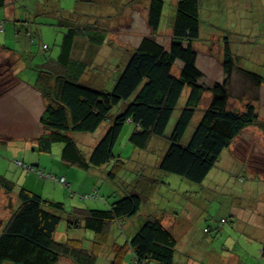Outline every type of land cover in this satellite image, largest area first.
I'll list each match as a JSON object with an SVG mask.
<instances>
[{
    "label": "rangeland",
    "instance_id": "1",
    "mask_svg": "<svg viewBox=\"0 0 264 264\" xmlns=\"http://www.w3.org/2000/svg\"><path fill=\"white\" fill-rule=\"evenodd\" d=\"M164 1L166 11L163 23L155 35L147 25L149 0L9 1L6 9H0V27L3 23V30H0V98L8 92L15 93L7 95L10 101L2 102L0 105L13 106L23 101L25 106L23 122L26 131L38 138L46 131L41 125H36L35 115L39 109L40 115L42 114L44 105L35 97L20 99L19 95L23 92L29 90L35 92L33 89H24L25 86L20 81L28 83V80H34L42 63L56 59L62 37L57 24L67 19L80 26L96 24L106 32L105 41L100 46L91 44L84 38H76L72 56L88 63L82 83L109 91L143 37L153 35L156 41L166 48L169 47L175 0L173 3L172 0ZM221 1L216 10L207 12L208 18L203 16L204 21H209L216 27L208 26L207 29L206 25L201 26V38L194 43L196 67L202 72L201 81L205 85L221 83L224 78L223 39L227 38L235 63L229 85L228 106L241 112L249 103L254 106L261 123H264V81L257 86L243 73V71L255 73L264 80V0H245V3H242L244 0ZM30 35L33 37L32 40ZM211 37L213 38L210 40ZM3 47L11 51L7 52ZM181 66L180 61L175 62L172 70L174 75L179 74ZM12 76L16 84L9 88ZM188 92L189 88L186 87L165 136L153 137L146 150L134 147L129 142L132 132L129 124L123 127L113 148L114 155L123 161L114 180L107 175L110 165L97 169V173L87 172L71 163L62 165L60 144H54L50 153H41L35 147L24 150L23 142L18 140L19 137H13L14 142L11 146L0 148V173L7 174V177L16 180L17 184L25 185L26 189L37 192L38 195L45 196L46 193L54 195L64 204L67 212L73 207L108 208L115 200L131 193L139 178L148 176L160 180L162 182L160 190L154 192L153 198H150L152 192L149 198L140 194L142 205L138 215L124 218L112 226L110 241L100 245L97 253L98 264H108L106 255L118 251V247L113 251L108 248L112 242V235H115L113 231L120 233L115 243L121 248L125 242L124 233L121 232L123 225L128 224V228L132 225L135 230L129 233L133 235L148 214L155 216L160 213L163 224L167 229L169 227L172 229L170 231L177 240L176 264H187V258L188 264H219L220 259L217 257L221 255L227 257L231 253L236 255L237 252L243 255L245 260L248 259L249 264L253 262V257L258 264L260 258L256 242L264 233V130L258 125L245 128L229 148L222 152L219 161L200 185L165 173L158 165L168 147V137L184 106ZM210 98L209 92L203 94L200 109L186 133L187 138L200 120ZM122 104L111 111L112 117L119 113ZM1 110L0 107V113ZM8 111L13 115L20 114L18 107L8 108ZM107 124L108 122L102 124L94 133L73 135L84 157L88 156L89 148L93 149V145L95 146L104 134ZM17 161L26 165L32 164L44 177H39L35 172L27 174L17 165ZM112 164L116 165V161ZM60 169H63L62 173ZM65 170L71 173L69 178L65 177L68 184L72 183L70 179L73 178L71 187L63 186L51 178L65 176ZM76 171L87 176L83 184L82 176L78 177ZM58 185L65 188V194L58 189ZM86 193L87 195L93 193L96 197L86 198ZM222 219L227 222L218 229V223ZM59 228L66 230L64 216ZM88 237L79 236V239H85L83 240L85 247L89 245ZM94 239L91 245L95 244ZM121 251L119 255L122 263L134 264L130 248L127 246ZM192 251H198V254L191 258L188 254ZM248 254L250 258H246ZM60 264L65 263L62 261Z\"/></svg>",
    "mask_w": 264,
    "mask_h": 264
},
{
    "label": "trees",
    "instance_id": "2",
    "mask_svg": "<svg viewBox=\"0 0 264 264\" xmlns=\"http://www.w3.org/2000/svg\"><path fill=\"white\" fill-rule=\"evenodd\" d=\"M9 1L0 0V9ZM165 11L164 0H149L146 18L152 34L160 30ZM57 26L62 34L58 55L54 61L46 60L41 64L33 82L45 104L39 123L46 132L36 138L38 152L50 153L54 144H60L61 158L65 163L84 170L110 165L107 175L114 180L123 161L114 155L113 148L123 127L127 123L133 124L129 142L146 150L153 137L165 136L186 87L189 88L186 101L158 165L161 171L200 185L222 152L245 128L258 125L264 130V123L259 120L253 105L246 104L241 112L228 106L235 63L227 38L223 39L222 82L207 86L201 81L203 74L196 67L194 49V43L200 40L199 0H176L169 47L156 41L153 35L143 37L109 91L82 83L88 63L72 56L76 38L100 46L105 41L106 32L96 24L80 26L67 19L61 20ZM176 61L182 64L177 76L172 72ZM243 73L257 86L264 81L258 74ZM15 84L12 76L9 88ZM205 92H209L211 98L187 138L186 133L200 109ZM121 103L119 113L112 117L111 111ZM106 122V131L90 155L84 157L73 135L94 133ZM113 161L116 165L112 164ZM143 181L147 184V193L162 183L151 177H143ZM0 185L12 191L17 184L0 174ZM140 194L132 191L105 209L73 207L67 212L62 202L44 198L19 185V205L0 233V264H57L61 257L70 258L74 264H97L100 245L109 240L112 226L139 214ZM62 216L68 229L82 225L85 230L93 232L95 244L86 248L83 241L76 238L64 242L55 239ZM226 222L222 219L218 229ZM99 238L102 239L98 241ZM116 246L119 252L128 246L137 264H174L177 240L162 224L161 218L149 216L121 248ZM119 254L109 264H123ZM260 259L264 261V243Z\"/></svg>",
    "mask_w": 264,
    "mask_h": 264
},
{
    "label": "crops",
    "instance_id": "3",
    "mask_svg": "<svg viewBox=\"0 0 264 264\" xmlns=\"http://www.w3.org/2000/svg\"><path fill=\"white\" fill-rule=\"evenodd\" d=\"M220 1L221 0H199L200 38H201V26H202V24L203 25H206L207 26L206 27L207 29L209 28L208 26H210V27H216L211 22L204 21L203 20V16L206 17V18H208L209 16H208V13L207 12L208 11L216 10L219 7V5H220ZM172 3H173V0H172ZM175 3H176V0H175ZM242 3H245V0ZM4 9H6V7H4ZM172 14H173V12H172ZM212 38L213 37H211L209 39L211 40ZM34 80H32V79L31 80H28V83L26 81L25 82L24 81H20V83L22 85H24L25 87H27V88L24 87V89H28V88L29 89H33V91H35V92L32 93V92H30V90L27 91V92H23L21 95H19V98L22 99L24 97V99H25L26 97H29V98H32L33 99L35 97V99H37V100L40 101V104H43L45 106L44 101H43L40 93L33 87ZM14 93H15L14 91L13 92H8L6 95H4L2 98H0V103H2V102H5L6 103L7 101H10L7 98V95L14 94ZM7 105H5V106H3L2 104L0 105V107L2 108L1 113H0V148L1 149H4L6 147L11 146L12 143L14 142L12 140L13 137H19L18 140L20 142H23V149L24 150L25 149H28V148H31L32 149L33 147H36V138L37 137L36 136L33 137L30 134H28V131H26L25 123L23 122L24 121V116H25L24 115V107L25 106H24L23 101H22V103L15 104L13 106H7ZM16 107H18V112L20 114L19 115L10 114V112L8 111V108H16ZM40 112H41V109H39V111L35 115V122H36V125H38V126L40 125V123H39ZM128 124H129V126L131 128L130 130L133 131V129H134L133 124H131V123H128ZM78 146L80 148V145L79 144H78ZM93 147H94V145H93ZM91 150H92V148H89V150L87 151V155L88 156L90 155ZM81 151H82V149H81ZM60 155H61V149H60ZM60 159H61L62 165H68L67 163H65L62 160V158H60ZM97 169H102V168H95V169L89 168V169H87L85 171L97 173L96 172ZM60 170H61V173H62L63 169H60ZM65 172H66L65 176L64 175H60L59 177H64V178L66 177L67 178L68 176H70L71 173H70L69 170H65ZM75 173H77L78 177L82 176V183L81 184H83L87 180V178H86L87 176H85L83 172L76 171ZM0 174L3 175L8 180L15 181L16 184L18 183L16 180L7 177V174L2 173V172ZM141 177H143V176H141ZM146 177H148V176H146ZM66 178H65V180H67ZM70 181L72 183L71 184H68V186L71 187V185L73 184V178H71ZM18 188H19V184H17L16 187L12 191H7L3 186L0 185V233L2 232V230H3V228H4L5 224H6V222L8 220V218L12 215V213L14 212V210L19 205V200H18V197H17ZM58 189L62 193L64 192L63 194L66 193L65 188H63V187H61L59 185H58ZM158 190H160V186H159V188L154 189V191L152 192L150 198H153L154 197V192H157ZM132 191L141 192L142 194H145L149 198V194L150 193L149 192L147 193V191H148L147 184L143 181L142 178L141 179L140 178L138 179V181L136 182V185L133 187ZM35 193L37 194V192H35ZM87 194L88 193H86V195ZM42 197L47 198V199H51V200H54V201H58V199H56V197L54 195H50L49 193H46V195L45 196H42ZM158 215H160L161 217H159ZM158 215H155V216L158 217V218H161L162 219V224H163V217H162L161 213L158 214ZM149 216H153V215L148 214L147 217H149ZM65 223H66V221H65ZM127 225L128 224H126V226L123 225V227H121V232L124 233V239H125V241L128 240V239H130L132 237L131 233H129V232L131 230H135L134 227H132V225H130L129 228H128ZM189 227H190V225L187 226V228H189ZM124 228H125V230H124ZM72 229H76V231H72ZM72 229H68L66 227V230L63 231L61 228H58V230H57V232L55 234V237L57 238L58 241H63L64 242L68 238H76V239H79V236L80 235L85 236V237L86 236H89L88 237L89 238L88 239V241H89L88 244L89 245L86 248H90L92 246L91 245L92 242H93L92 240L94 239L93 232L88 231V230H85L82 227V225H81V227L72 228ZM168 230H172V229L169 227ZM113 233L115 235H112V239H111L112 242H111V244L108 247L111 251H113V249H116L117 246H116L115 241L117 240V237L120 236V234H118L115 231H113ZM79 240H82L83 241L85 239L80 238ZM194 240L196 241L197 238H194ZM83 242L85 243V241H83ZM258 242H256V245L258 247V252H259V253L258 252L257 253L259 254V258H260L261 248H262V245L264 243V233H263L262 237L259 239ZM194 243H196V242H194ZM113 245H115L114 248H113ZM121 252H120V254H121ZM197 252L198 251H192L188 255H191V258H192V257H194V255L198 254ZM116 253L119 254V251H116L113 254L110 252L109 254L106 255L105 258L108 259L109 263H110L111 260H113L116 257ZM187 253H188V251H187ZM200 254H203V252H200ZM217 258L220 259L219 264H249V260L248 259L245 260V258H243V255H241L238 252H237L236 255L234 253L233 254L231 253V254H228L227 257H224L223 255H221V256H219ZM246 258H250V255L248 254L246 256ZM252 259H253V262L251 261V264H256V262L254 261L255 258L253 257ZM62 261H64L65 264H74V262L70 258H68V257H61L59 259V261H58L57 264L62 263ZM188 261H189V259L187 258V264H188ZM132 263L137 264L136 261H135V259H134V257H133V254H132ZM5 264H8V263H5ZM97 264H98V262H97ZM174 264H176L175 263V256H174ZM258 264H264V261L261 260V259H259L258 260Z\"/></svg>",
    "mask_w": 264,
    "mask_h": 264
},
{
    "label": "built area",
    "instance_id": "4",
    "mask_svg": "<svg viewBox=\"0 0 264 264\" xmlns=\"http://www.w3.org/2000/svg\"><path fill=\"white\" fill-rule=\"evenodd\" d=\"M1 29H2V27H0V30H1ZM16 163H17L18 166H20L21 168H23V169L27 172V174H28L29 172H35V174H37L39 177H44V175L42 174V172L36 170L33 166H31V165H26V164H24L23 162H20V161H17ZM51 178H52L53 180H55L56 182L60 183V184H63V185H65V186L68 185V183L66 182V180H65L64 177H55V176H53V177H51ZM85 197H86V198H93V197H96V195H93V193H92V194H90V195H86Z\"/></svg>",
    "mask_w": 264,
    "mask_h": 264
},
{
    "label": "clouds",
    "instance_id": "5",
    "mask_svg": "<svg viewBox=\"0 0 264 264\" xmlns=\"http://www.w3.org/2000/svg\"><path fill=\"white\" fill-rule=\"evenodd\" d=\"M25 164V163H24ZM31 166H33V165H31ZM34 167V166H33Z\"/></svg>",
    "mask_w": 264,
    "mask_h": 264
}]
</instances>
